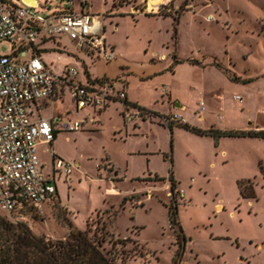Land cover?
I'll list each match as a JSON object with an SVG mask.
<instances>
[{"label": "rangeland", "instance_id": "rangeland-1", "mask_svg": "<svg viewBox=\"0 0 264 264\" xmlns=\"http://www.w3.org/2000/svg\"><path fill=\"white\" fill-rule=\"evenodd\" d=\"M40 2L46 4L40 7L45 13L67 4ZM74 3L76 11L87 3L91 13L106 14L107 42L116 45L119 56L92 58L65 35L58 40L67 43L66 49L53 44L57 50L44 54L51 58L72 50L80 57L75 61L79 78L89 82L83 67L92 76H107L117 91L126 89L157 114L135 119L140 125L135 127L138 123L123 117L120 102L101 114L88 107L76 115L68 92L63 101L57 99L54 110L64 118L92 110L81 130L61 132L55 142L56 152L81 164L71 178L57 176L69 209L57 199L41 213L29 214L25 223L35 234L57 239L68 232L63 216L80 229L88 223L98 236L112 218L108 229L113 234H106L103 249L117 256V264H173L179 244L166 203L174 196L187 238L179 264H264V138L226 135L216 140L177 124L171 133L160 120L174 114L202 129H264V0H161L149 9V0ZM13 50L10 40L0 42V54ZM174 54L180 60L176 64ZM48 147L38 145L46 165ZM248 180L255 195L245 197L240 185ZM107 184L119 194L104 197L108 204L103 198ZM0 218L11 221L1 209ZM135 250L145 256L124 263L123 257Z\"/></svg>", "mask_w": 264, "mask_h": 264}, {"label": "built area", "instance_id": "built-area-1", "mask_svg": "<svg viewBox=\"0 0 264 264\" xmlns=\"http://www.w3.org/2000/svg\"><path fill=\"white\" fill-rule=\"evenodd\" d=\"M14 3L0 0V42L14 44L12 54H0V209L7 212L12 222H26L31 211L41 213L47 202L55 200L57 176L69 179L74 161L56 153L52 147L58 131L81 130L86 118L33 116V106L43 100L52 101L64 86L75 103V111L86 107L101 110L112 102L123 104V117L131 122L142 117L136 106L126 104L125 89L116 90L111 78H97L92 82L78 79L74 65H65L55 72L45 61L40 40L65 35L75 45L97 58L112 60L117 57L106 40V14L90 12L82 3L76 11L74 0L52 13H45L41 2L29 4L24 0ZM59 58V57H58ZM243 101L241 95H235ZM186 120L179 115L162 116L164 124ZM51 145L52 165L45 171L38 143Z\"/></svg>", "mask_w": 264, "mask_h": 264}, {"label": "trees", "instance_id": "trees-1", "mask_svg": "<svg viewBox=\"0 0 264 264\" xmlns=\"http://www.w3.org/2000/svg\"><path fill=\"white\" fill-rule=\"evenodd\" d=\"M174 64L180 62L177 55H173ZM191 63H200L197 59H191ZM204 65V64H202ZM126 104L138 107L143 112V118L147 113L157 114L143 106L134 104L125 100ZM145 119V118H144ZM180 125L187 130L193 131L200 135H212L216 140L226 135H242L264 138V129L248 130H220L216 128L202 129L191 125L189 122L179 121L168 124L170 131L173 125ZM164 179V178H162ZM172 181V191L176 189V182L171 173L169 177ZM251 180L242 183L241 193L245 197L254 196V190ZM126 198H123L121 207H124ZM168 206V213L171 227L175 230L179 248L173 259V264H179L182 253L187 244V238L178 219V203L174 196L171 197ZM35 211H31L33 215ZM118 211L114 212V215ZM36 213V212H35ZM37 214V213H36ZM64 222L68 227V232L64 237L52 239L45 235H37L25 222H12L0 218V264H117V256H112L111 252L103 249V242L107 236L112 233L109 231V223L112 218L105 223L102 229V236L96 232L91 234L92 229L87 223V227L80 229L67 216H63ZM105 235V236H104ZM116 255H118L116 253ZM135 256H145L135 250L123 257L125 263L127 259Z\"/></svg>", "mask_w": 264, "mask_h": 264}, {"label": "crops", "instance_id": "crops-1", "mask_svg": "<svg viewBox=\"0 0 264 264\" xmlns=\"http://www.w3.org/2000/svg\"><path fill=\"white\" fill-rule=\"evenodd\" d=\"M25 1V0H24ZM37 1V3L38 2H40V0H36ZM76 8V7H75ZM111 23H112V21H111ZM107 24H108V20H106V26H105V31L107 30ZM108 39V34H107V31H106V40ZM63 43V44H62ZM108 44H110L111 46H113V48L116 46L115 44H112V43H110V42H107ZM53 44H58L59 45V47H60V49H58L59 51H62L63 50V48H65L66 49V47L65 46H67V43L66 42H61V40L59 41L58 40V38H55V39H51V40H47V39H42V40H40V47H41V52H42V55H43V57H44V59H45V61L47 62V64L48 65H50L51 66V68L55 71V72H57V73H60L62 70H63V67L65 66V65H67V64H69V65H74L75 66V61H77V60H79V56L77 55V54H75V53H73V51L71 50V51H67V54L65 55H60V54H57L56 56H54V57H51V58H48L47 57V55H45L44 54V52H47V51H52V52H55L54 50H57V49H52L51 48V46L50 45H53ZM77 47V46H76ZM78 48V47H77ZM80 49V48H79ZM83 50V53H85L86 55H90L92 58H96V56H93L91 53H89L87 50H84V49H82ZM119 55L117 54V57H118ZM59 57V58H58ZM83 69H84V72H85V74L87 75V79H88V81H93V80H95V79H97V78H104V77H107V76H103V77H99V76H92V74L89 72V70H88V68L87 67H83ZM81 78V77H80ZM79 77H78V79L80 80V81H82V82H86V80L85 79H83V78H81L80 79ZM107 78H109V77H107ZM126 90V89H125ZM66 92H68V90H66V88L64 87V86H61V87H59V89H58V91H57V93H56V95H55V97H54V99L52 100V101H50V100H43V101H41V102H39V104L37 105V107H34L33 106V116L34 117H40V116H50L51 114H54L55 116H57V117H61V118H64V115H62V114H59V111H57V112H55V110H54V103H55V101L57 100V99H59V98H61V101H63V97H64V94L66 93ZM127 93V92H126ZM127 100L129 101V102H131V103H134V104H138L139 105V102H137V101H135L134 99H132V98H130L129 97V95L127 94ZM113 103H115V102H112V103H110L108 106H106L105 108H103V109H101V110H97V112L99 113V114H101L102 112H104V111H106V109L107 108H109V106L111 105V104H113ZM175 104H178V103H175ZM121 105H122V108H123V104L121 103ZM51 108L53 111H51L50 113H46L45 114V110L47 109V108ZM86 108H88V107H86ZM86 108H84V109H86ZM74 110H75V106H74V108H73ZM84 109H82V110H84ZM90 109H92V108H90ZM81 110V111H82ZM81 111H79V112H76L75 111V114L77 115V114H79ZM94 111V110H93ZM67 112H69L68 111V109H67ZM92 114V110L90 111V112H88L87 114H84L82 117H76L75 116V118H83V117H85L86 119H87V117H89L90 115ZM142 119H144L143 117H141ZM137 120H134V122H135V124L136 123H138V126H135V127H139L140 125H139V122H136ZM174 126V125H173ZM172 130H173V128H172ZM62 131H58L57 133H56V135H55V139H54V141H53V143H52V147L54 148L55 147V142H56V139L58 138V135L61 133ZM171 133H172V131H171ZM39 144H47V143H43V142H39L38 143V145ZM48 146H51L50 144H47ZM55 149V148H54ZM48 152H49V155H50V147H48ZM56 151V150H55ZM57 154H59L58 152H56ZM40 155V154H39ZM60 156H62V157H64V158H66L65 156H63V155H61V154H59ZM168 157V156H167ZM68 159V158H67ZM70 160H72V159H70ZM42 161V160H41ZM72 161H74V163H75V168L77 167V166H80V161L79 160H72ZM42 164H44V166L46 167H48V172L50 171V169H51V165H52V158H51V155H50V159H49V163H48V165H46L43 161H42ZM74 168V169H75ZM74 169H73V171H74ZM115 171L117 172V177H119L118 176V171L115 169ZM73 173V172H72ZM72 177V175H70V178ZM139 177H141V176H139ZM139 177H136L135 178V180H137ZM120 180H121V178L119 177V182H120ZM102 181H106V179L104 180V178H100V182H102ZM56 186H57V192H56V196H55V200H53V201H51V202H55L57 199L59 200V202L62 204V205H65L68 209H69V207H68V205H66L65 204V202L63 201V198H62V196H61V194H60V190H59V187H58V182H57V180H56ZM137 187V186H136ZM117 189L114 187V186H111V185H109V184H107V185H105V187H104V196H103V198L104 197H112V199H113V197H119L118 195L119 194H117ZM124 195H126V194H124ZM123 195V196H124ZM104 200L105 201H107L106 200V198H104ZM51 202H47V204L48 203H51ZM112 203H113V205H114V207H115V203L113 202V200H112ZM107 204H108V201H107ZM120 205V204H119ZM119 205H117V206H119ZM126 205V204H125ZM121 207V206H120ZM121 208H123V207H121ZM110 231V230H109ZM113 234V233H112Z\"/></svg>", "mask_w": 264, "mask_h": 264}, {"label": "bare ground", "instance_id": "bare-ground-1", "mask_svg": "<svg viewBox=\"0 0 264 264\" xmlns=\"http://www.w3.org/2000/svg\"><path fill=\"white\" fill-rule=\"evenodd\" d=\"M32 1L35 5L37 4V1L36 0H30ZM161 0H149V8H156L158 7L159 3H160Z\"/></svg>", "mask_w": 264, "mask_h": 264}, {"label": "water", "instance_id": "water-1", "mask_svg": "<svg viewBox=\"0 0 264 264\" xmlns=\"http://www.w3.org/2000/svg\"><path fill=\"white\" fill-rule=\"evenodd\" d=\"M28 1H30V0H28ZM32 4H34L32 1H30ZM177 106H180V105H178V104H176Z\"/></svg>", "mask_w": 264, "mask_h": 264}]
</instances>
